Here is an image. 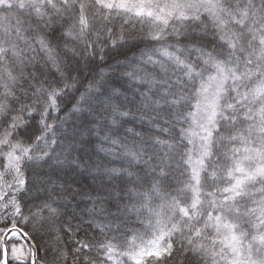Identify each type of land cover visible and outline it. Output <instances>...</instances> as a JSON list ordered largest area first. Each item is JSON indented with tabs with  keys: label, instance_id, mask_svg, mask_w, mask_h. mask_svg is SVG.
I'll return each instance as SVG.
<instances>
[{
	"label": "snow or ice",
	"instance_id": "1",
	"mask_svg": "<svg viewBox=\"0 0 264 264\" xmlns=\"http://www.w3.org/2000/svg\"><path fill=\"white\" fill-rule=\"evenodd\" d=\"M0 225V264H264V0H0Z\"/></svg>",
	"mask_w": 264,
	"mask_h": 264
},
{
	"label": "trees",
	"instance_id": "2",
	"mask_svg": "<svg viewBox=\"0 0 264 264\" xmlns=\"http://www.w3.org/2000/svg\"><path fill=\"white\" fill-rule=\"evenodd\" d=\"M136 51H137V48L136 47H132L131 49L127 50V55L128 56H132L133 53L136 52ZM115 58L116 59H123L122 56L121 57H115ZM107 63L108 64L114 63V59L112 57L107 58ZM100 67H106V65L105 64H101ZM70 106L71 105L69 104L68 107H70ZM69 123L71 124V121H69ZM95 143H98V141L95 139V137H91L90 138V143L88 144V151H89V153L92 152V150H93V144H95ZM100 158L103 159V156L101 155ZM79 179H81V182L83 184H89L90 183V180H88V179H85V178H79ZM17 223H18V226H21L19 221H17ZM2 226L3 225H0V227H2ZM130 226L136 227V228H140V225L138 223H134V224H132ZM25 231H27V228H25ZM21 242L24 243V241H21ZM43 251H44V249L41 250V256H43ZM49 258H51V257H49ZM11 264H15V262H11Z\"/></svg>",
	"mask_w": 264,
	"mask_h": 264
},
{
	"label": "rangeland",
	"instance_id": "3",
	"mask_svg": "<svg viewBox=\"0 0 264 264\" xmlns=\"http://www.w3.org/2000/svg\"><path fill=\"white\" fill-rule=\"evenodd\" d=\"M22 243V242H21Z\"/></svg>",
	"mask_w": 264,
	"mask_h": 264
}]
</instances>
